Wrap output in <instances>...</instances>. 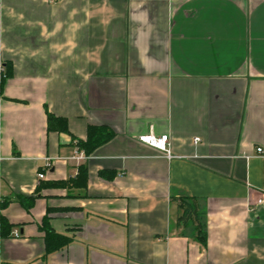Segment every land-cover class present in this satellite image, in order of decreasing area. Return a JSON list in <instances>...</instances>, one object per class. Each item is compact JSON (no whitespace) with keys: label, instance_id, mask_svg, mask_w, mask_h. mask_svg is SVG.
<instances>
[{"label":"crops","instance_id":"0c3cea01","mask_svg":"<svg viewBox=\"0 0 264 264\" xmlns=\"http://www.w3.org/2000/svg\"><path fill=\"white\" fill-rule=\"evenodd\" d=\"M0 61V264H264V0H0ZM88 126L114 136L77 161Z\"/></svg>","mask_w":264,"mask_h":264},{"label":"trees","instance_id":"16d2710c","mask_svg":"<svg viewBox=\"0 0 264 264\" xmlns=\"http://www.w3.org/2000/svg\"><path fill=\"white\" fill-rule=\"evenodd\" d=\"M9 75V72L6 71L5 76ZM4 78L0 81V94L2 90ZM47 130L48 131H57V132H69L67 128V122L64 117L55 116L51 113L47 114ZM114 136V133L107 127H97V126H88L86 138L84 140L75 139L74 144L78 150L84 152L85 155H91L96 148L105 144L109 140H111ZM110 178V176H108ZM86 179V168L79 167L78 172L76 175L75 180H57V181H50L45 183H39L35 194L30 196H24L21 194H17L14 196V199L23 206L26 210L33 205L34 200L36 198V194L42 187H69L70 185H75L78 181L83 182V186L85 185L84 181ZM10 201V200H9ZM9 201H3L0 204L1 208L6 207ZM181 214L179 216V220L187 221L189 218H196L197 219V209L191 203L188 202L186 199H181L180 203ZM12 225L7 222V220L0 216V235L6 237L9 235ZM41 230L44 231V242H45V254H49L53 251L59 250L67 246L70 242V238L55 233L52 231L50 226L48 225V218L45 216L42 220ZM197 230L199 240L204 243L205 241V232L201 229L200 223H197Z\"/></svg>","mask_w":264,"mask_h":264},{"label":"built area","instance_id":"2783aa9c","mask_svg":"<svg viewBox=\"0 0 264 264\" xmlns=\"http://www.w3.org/2000/svg\"><path fill=\"white\" fill-rule=\"evenodd\" d=\"M5 77V68L0 61V80ZM138 141L149 146L153 147L157 150H159L163 156L167 159H170L174 157L170 151L169 144H168V135L167 134H161V135H154L152 132L139 135L137 137ZM194 144H197L199 142V138L195 137L193 139ZM256 152L258 154H263V151L261 148H257ZM87 158V155L84 154L83 151L79 150L78 153L73 157V159L79 161L84 160ZM45 165L48 168L50 166L49 159L45 158ZM44 178V174L42 172L37 173V179L41 180ZM264 203V187L260 191V197L255 201V205L263 204ZM11 235L14 238H18L19 232L17 230H13L11 232Z\"/></svg>","mask_w":264,"mask_h":264}]
</instances>
